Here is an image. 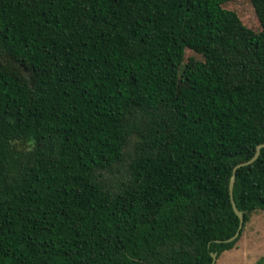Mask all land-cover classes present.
Instances as JSON below:
<instances>
[{
  "label": "trees",
  "instance_id": "trees-1",
  "mask_svg": "<svg viewBox=\"0 0 264 264\" xmlns=\"http://www.w3.org/2000/svg\"><path fill=\"white\" fill-rule=\"evenodd\" d=\"M260 143L264 0H0V264H213Z\"/></svg>",
  "mask_w": 264,
  "mask_h": 264
},
{
  "label": "rangeland",
  "instance_id": "rangeland-1",
  "mask_svg": "<svg viewBox=\"0 0 264 264\" xmlns=\"http://www.w3.org/2000/svg\"><path fill=\"white\" fill-rule=\"evenodd\" d=\"M239 9L247 23L258 25L249 3L240 2ZM263 255L264 210H258L251 215L236 246L223 252L213 264H258Z\"/></svg>",
  "mask_w": 264,
  "mask_h": 264
},
{
  "label": "water",
  "instance_id": "water-1",
  "mask_svg": "<svg viewBox=\"0 0 264 264\" xmlns=\"http://www.w3.org/2000/svg\"><path fill=\"white\" fill-rule=\"evenodd\" d=\"M263 147H264V143H260V144H258V145H257V150H256V152L254 153V155L252 156V158L249 159V160H247V161H243V162L238 163V164L234 167V169H233V174H232V176H231V181H230V195H231V200H232L233 208H234L235 212L237 213V215H238L239 218H240V225H239V228H238L236 234L233 235L232 237L226 239L225 241H228V242H229V241H233L234 239H236V238L240 235V233H241V229H242L243 224H244V219H245V218H244V213H243V211L240 210V209L237 207V205H236V202H235V200H234V194H233V188H234V184H235V180H236L237 170H238V168H240V167H242V166H244V165H248V164L253 163V162L259 157V155H260V153H261V149H262ZM217 241H218V242H221L222 240H217ZM216 259H217V253L214 252V253H213V262H212V263H215Z\"/></svg>",
  "mask_w": 264,
  "mask_h": 264
}]
</instances>
